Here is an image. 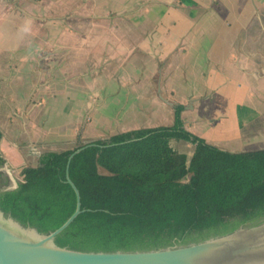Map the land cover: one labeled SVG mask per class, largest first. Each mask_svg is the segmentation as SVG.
I'll use <instances>...</instances> for the list:
<instances>
[{"label": "crops", "instance_id": "1", "mask_svg": "<svg viewBox=\"0 0 264 264\" xmlns=\"http://www.w3.org/2000/svg\"><path fill=\"white\" fill-rule=\"evenodd\" d=\"M81 1L0 0L9 166L173 124L177 105L222 149L264 148V0Z\"/></svg>", "mask_w": 264, "mask_h": 264}, {"label": "trees", "instance_id": "2", "mask_svg": "<svg viewBox=\"0 0 264 264\" xmlns=\"http://www.w3.org/2000/svg\"><path fill=\"white\" fill-rule=\"evenodd\" d=\"M183 109L175 107L173 124L96 139L71 159L76 148L43 153L0 193V209L42 233L56 230L77 208L71 179L83 211L55 240L84 251L190 244L263 222L264 148L222 149L185 127ZM179 141L194 146L190 162Z\"/></svg>", "mask_w": 264, "mask_h": 264}, {"label": "water", "instance_id": "3", "mask_svg": "<svg viewBox=\"0 0 264 264\" xmlns=\"http://www.w3.org/2000/svg\"><path fill=\"white\" fill-rule=\"evenodd\" d=\"M87 143L80 140V144ZM71 154L70 159L82 147ZM192 153L188 154L190 162ZM77 194V208L71 217L56 230L40 232L36 227L23 224L0 209V264H242L256 249H264V221L256 225H243L235 231L210 237L200 242L178 244L150 250L84 251L60 246L56 236L65 230L83 209L80 193L71 179ZM14 189L9 187L7 190ZM12 223L21 230L33 233L30 244L15 249L10 255L2 222Z\"/></svg>", "mask_w": 264, "mask_h": 264}, {"label": "bare ground", "instance_id": "4", "mask_svg": "<svg viewBox=\"0 0 264 264\" xmlns=\"http://www.w3.org/2000/svg\"><path fill=\"white\" fill-rule=\"evenodd\" d=\"M2 225L10 255L15 249L30 244L35 239L33 233L21 230L12 223L2 222ZM261 235L264 237V231L261 232ZM261 261L264 262V249H256L250 253L249 258L243 261L242 264H260Z\"/></svg>", "mask_w": 264, "mask_h": 264}, {"label": "rangeland", "instance_id": "5", "mask_svg": "<svg viewBox=\"0 0 264 264\" xmlns=\"http://www.w3.org/2000/svg\"><path fill=\"white\" fill-rule=\"evenodd\" d=\"M86 2V0H82L81 3H84ZM84 8V6H80L78 7V9H82ZM82 11V10H81ZM68 15V14H66ZM173 145L175 146L176 149H178L179 151H183V152H186L187 154H190L192 153L193 149H194V146L190 143H187V142H184V141H179V142H174ZM1 169H2V176L4 178V180L11 186L12 184V181H11V178L7 172V168H9L13 175L15 177H19L21 172H20V169L19 168H12L11 166H9L6 162L4 164H1L0 165ZM103 171V170H102ZM262 263L260 264H264L263 261H261Z\"/></svg>", "mask_w": 264, "mask_h": 264}, {"label": "built area", "instance_id": "6", "mask_svg": "<svg viewBox=\"0 0 264 264\" xmlns=\"http://www.w3.org/2000/svg\"><path fill=\"white\" fill-rule=\"evenodd\" d=\"M7 172H8V174H9L10 178H11V181H12V183H11L12 185H11L10 187H12V188H16V187L18 186V184H19L21 181H23V175L20 174L19 177H15V176L13 175L12 171H11L9 168H7Z\"/></svg>", "mask_w": 264, "mask_h": 264}, {"label": "flooded vegetation", "instance_id": "7", "mask_svg": "<svg viewBox=\"0 0 264 264\" xmlns=\"http://www.w3.org/2000/svg\"><path fill=\"white\" fill-rule=\"evenodd\" d=\"M1 173H2V169L0 167V193L7 190L10 187V185L4 180Z\"/></svg>", "mask_w": 264, "mask_h": 264}]
</instances>
